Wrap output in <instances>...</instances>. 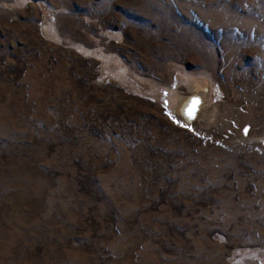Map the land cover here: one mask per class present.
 Returning <instances> with one entry per match:
<instances>
[{"label": "rangeland", "instance_id": "rangeland-1", "mask_svg": "<svg viewBox=\"0 0 264 264\" xmlns=\"http://www.w3.org/2000/svg\"><path fill=\"white\" fill-rule=\"evenodd\" d=\"M0 264H264V0H0Z\"/></svg>", "mask_w": 264, "mask_h": 264}, {"label": "bare ground", "instance_id": "bare-ground-1", "mask_svg": "<svg viewBox=\"0 0 264 264\" xmlns=\"http://www.w3.org/2000/svg\"><path fill=\"white\" fill-rule=\"evenodd\" d=\"M206 95L207 94L205 92H201L196 88L195 82L193 80L190 82L186 78L183 80L182 84L170 90V98L173 102L172 111L180 119H186L188 122H190V124L193 122L192 124L195 127H199L207 114L212 112V106H209V104L206 102V97L209 95ZM194 119L196 122H194Z\"/></svg>", "mask_w": 264, "mask_h": 264}]
</instances>
